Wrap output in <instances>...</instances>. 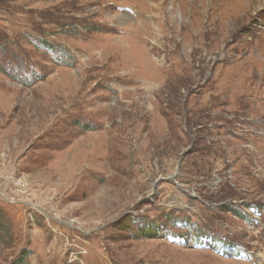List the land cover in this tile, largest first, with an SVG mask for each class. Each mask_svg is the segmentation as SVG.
<instances>
[{
    "label": "rangeland",
    "instance_id": "1",
    "mask_svg": "<svg viewBox=\"0 0 264 264\" xmlns=\"http://www.w3.org/2000/svg\"><path fill=\"white\" fill-rule=\"evenodd\" d=\"M250 1L0 0V264H264Z\"/></svg>",
    "mask_w": 264,
    "mask_h": 264
},
{
    "label": "trees",
    "instance_id": "2",
    "mask_svg": "<svg viewBox=\"0 0 264 264\" xmlns=\"http://www.w3.org/2000/svg\"><path fill=\"white\" fill-rule=\"evenodd\" d=\"M1 43V42H0ZM2 45V47H3V44H1ZM3 223L0 221V230H1V232L3 231ZM2 227V228H1ZM152 230H155V231H160L161 230V227H156V226H153L152 228H151V231ZM151 234V233H150Z\"/></svg>",
    "mask_w": 264,
    "mask_h": 264
},
{
    "label": "bare ground",
    "instance_id": "3",
    "mask_svg": "<svg viewBox=\"0 0 264 264\" xmlns=\"http://www.w3.org/2000/svg\"><path fill=\"white\" fill-rule=\"evenodd\" d=\"M245 1H247V3H249V4H251V3H250V2H251L250 0H245ZM152 21H153V20H152ZM134 25H135V24H134ZM132 28H133V27H132ZM125 44H126V43H125Z\"/></svg>",
    "mask_w": 264,
    "mask_h": 264
}]
</instances>
